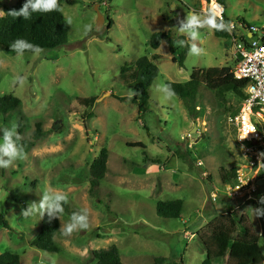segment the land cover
<instances>
[{
  "label": "rangeland",
  "instance_id": "rangeland-1",
  "mask_svg": "<svg viewBox=\"0 0 264 264\" xmlns=\"http://www.w3.org/2000/svg\"><path fill=\"white\" fill-rule=\"evenodd\" d=\"M70 1L76 4L57 0L71 28L64 47L18 56L0 45V96L21 101L19 111L0 112V144L5 130L18 149L33 140L37 124L45 132L23 159L0 169V216L10 225V230L0 227V254L17 255L21 264H96V251L117 246L123 264H203L206 252L198 233L235 203L225 195L219 173L247 164L230 121L242 102L234 94L222 101L202 88L193 106L178 96L166 99L161 84H185L195 69H234L239 55L233 39L201 28L194 41L190 30L179 31L187 16L210 14L202 0ZM18 2L0 0V19L5 7ZM96 6L105 17L100 32ZM224 8L229 22L264 31V0H224ZM109 20L114 25L108 31ZM244 29L240 35L248 38ZM168 32L174 39L185 37L189 49L196 43L204 52L198 57L188 52L182 66L175 63L179 54L173 56L165 43L157 50L150 46L155 33ZM156 55L160 74L140 120L132 103L135 92L124 84L121 71ZM85 98L97 99L91 120L79 103ZM104 148L109 171L92 194L90 166ZM45 193L64 195V202L88 216V227L81 229L80 222L58 214L59 253L32 247L46 214L41 217L38 207ZM257 195L264 197V183ZM174 200L184 202L181 219L160 218L157 204ZM242 203L237 209L262 236L264 252V216L255 215L264 204ZM30 204L37 205L34 216L23 218ZM68 222L76 229L65 236ZM160 259L166 262H155Z\"/></svg>",
  "mask_w": 264,
  "mask_h": 264
},
{
  "label": "trees",
  "instance_id": "trees-1",
  "mask_svg": "<svg viewBox=\"0 0 264 264\" xmlns=\"http://www.w3.org/2000/svg\"><path fill=\"white\" fill-rule=\"evenodd\" d=\"M69 5L76 4V1L63 0ZM211 2L212 0H204ZM224 6V0H218ZM26 0L19 2L11 7L4 8V16L0 19V45L9 55H17L11 50V45L17 39H24L28 42L40 46L43 51L56 50L64 47L68 43L70 33V25L65 19L60 7L50 12H35L29 19L17 16L14 12H19ZM217 22H219L217 20ZM114 22L109 20L107 30L109 31ZM249 30L251 27L243 23ZM216 37L221 39H229L230 35L227 30H214ZM245 39V38H244ZM182 41V44L179 43ZM165 43L170 53L178 58H174V62H179L182 66L189 52V44L185 37L174 39L171 32L155 33L151 38V47L157 50ZM24 52H30L26 51ZM158 55L152 59L143 57L137 60L134 66H125L121 71V78L126 86L135 92L132 103L137 105L139 110V119L141 120L148 111V102L150 99V89L155 79L159 76L160 70L154 61L159 60ZM171 87L174 96L188 100L194 106L197 96L202 88L215 93L216 97L222 101L228 94H234L241 102L247 98L246 88L248 82L239 81L234 77L233 69L209 68L195 69L192 72L190 81L185 84L167 82ZM97 99L85 98L79 99V103L87 108V120L95 117L93 112ZM21 101L14 95L0 96V112L8 114L9 112L19 111ZM45 136L41 124H37L34 138L31 141H24L19 148L24 153L30 152L36 144ZM135 146H142L137 144ZM109 151L104 148L99 156L90 166V186L91 193L94 194L99 190L101 182L108 174ZM238 169H221L219 175L223 185L231 183L237 177ZM63 208L62 214L70 217L75 214L77 217L84 216L71 206L61 201ZM184 208L182 200L159 202L157 204V215L164 219H181ZM59 213L54 217L45 214L39 234L32 242V247L48 252L59 253L60 249L56 243V237L60 233ZM80 222L79 220H76ZM81 223V222H80ZM0 227L10 230L9 222L4 215L0 216ZM200 242L202 243L206 259L203 264H218L228 259L227 264H263L264 252L261 248V238L253 228L249 217L241 213L238 209H231L227 213H221L212 220L203 233H198ZM96 264H123L121 260L120 250L117 246H112L107 250H100L94 253ZM157 263H164L166 259L156 260ZM0 264H21L20 258L12 253L0 254Z\"/></svg>",
  "mask_w": 264,
  "mask_h": 264
},
{
  "label": "built area",
  "instance_id": "built-area-1",
  "mask_svg": "<svg viewBox=\"0 0 264 264\" xmlns=\"http://www.w3.org/2000/svg\"><path fill=\"white\" fill-rule=\"evenodd\" d=\"M202 4L209 13L217 14L219 22L222 19L231 26L230 30H226L239 55L233 74L237 80L248 82L245 90L247 98L242 102L240 112L230 118L247 164L238 169L237 177L231 183L224 185L225 195L235 202L237 209L243 206L242 202H260L257 190L264 183V31L254 27L245 30L244 25L229 22L225 8L218 0H202ZM241 28L248 38L244 33L240 35ZM258 34L261 36L257 37ZM212 196L217 201V195ZM239 202L242 203L240 206Z\"/></svg>",
  "mask_w": 264,
  "mask_h": 264
},
{
  "label": "clouds",
  "instance_id": "clouds-1",
  "mask_svg": "<svg viewBox=\"0 0 264 264\" xmlns=\"http://www.w3.org/2000/svg\"><path fill=\"white\" fill-rule=\"evenodd\" d=\"M216 7H219L217 5ZM57 8V0H26V3L19 12H14L15 15L23 17L24 19H29L31 15L35 12H50ZM216 13L211 12L204 19H201L199 15L193 14L186 17V22H182L179 26V31L183 32L186 29L190 30L189 35L192 40L197 41L199 36V29L211 28L217 31L230 30V25L223 22H217ZM182 44V42H181ZM11 50L15 51L18 56H23L24 50L31 51L33 54H39L43 49L35 44H32L24 39H17L10 46ZM204 52V49L199 47L196 43H193L189 49V54L192 56H200ZM161 89L165 93L166 99H171L175 93L171 87L167 84H161ZM254 91V89H253ZM12 133L5 130L3 137V143L0 144V169L9 168L17 159L24 158V150L22 148L18 149L17 146L11 139ZM7 157V159H5ZM66 200V197L61 194H51L45 193L42 197L41 202L38 207L40 209V216L43 217L47 213L50 217L56 216L57 213H62L63 208L61 206V201ZM260 202L264 204V197H261ZM37 205L30 204L27 210H22V217L29 218L34 216V212ZM256 216H264V208L255 209ZM72 220H79L81 222V229H86L88 227L86 221L88 216H79L75 214L72 216ZM76 229V224L68 222L63 227V235L69 236Z\"/></svg>",
  "mask_w": 264,
  "mask_h": 264
},
{
  "label": "water",
  "instance_id": "water-1",
  "mask_svg": "<svg viewBox=\"0 0 264 264\" xmlns=\"http://www.w3.org/2000/svg\"><path fill=\"white\" fill-rule=\"evenodd\" d=\"M95 11H96L97 14H98L97 25H96V31H97V32H100V31L104 28V25H105V17H104V15L101 13V10H100V7H99V6H96V7H95Z\"/></svg>",
  "mask_w": 264,
  "mask_h": 264
},
{
  "label": "crops",
  "instance_id": "crops-1",
  "mask_svg": "<svg viewBox=\"0 0 264 264\" xmlns=\"http://www.w3.org/2000/svg\"><path fill=\"white\" fill-rule=\"evenodd\" d=\"M231 204H232V203H231ZM235 207H236V204L233 203V208H235ZM238 210H240V209H238ZM225 213H226V212H225ZM259 235H260V234H259Z\"/></svg>",
  "mask_w": 264,
  "mask_h": 264
}]
</instances>
